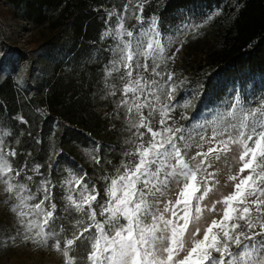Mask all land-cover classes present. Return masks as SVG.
Here are the masks:
<instances>
[{
	"label": "snow or ice",
	"instance_id": "6c2138e0",
	"mask_svg": "<svg viewBox=\"0 0 264 264\" xmlns=\"http://www.w3.org/2000/svg\"><path fill=\"white\" fill-rule=\"evenodd\" d=\"M143 2L129 0L124 6L127 13L129 5H134L133 18L141 25L144 19L135 10L142 13ZM112 15L116 13L110 12L109 17ZM117 18L118 28H109L102 38L120 39L106 72L111 76L120 72L118 65H122V94L128 97L131 93V105L128 99L118 105L126 109L131 133L125 141L130 147L123 152L124 159L115 167L114 175L101 177L107 182L103 194L97 192L96 185L90 188L83 183V177L70 174L60 185L65 194L61 196L62 214L57 215L53 194L56 185L40 173L39 165L27 168L26 161L24 166L14 168L13 158L18 153H5L0 141V184L14 200L9 211L17 226L16 234L0 241V246L17 237L42 246L51 244L66 258V264H264V102L229 113L231 119L223 127L214 128L207 140L201 136V143L195 145L200 150L187 158V151L193 147L188 143L191 137L186 138L185 128L175 124L173 108L160 103L159 81L143 76L131 79L134 58H152L153 63L164 59L159 18H151L148 28L141 31L147 39L135 44L132 39H124L134 36L124 27V15ZM135 67H141L138 60ZM147 67L143 65L145 71ZM158 67L156 64L153 68L155 76L161 75ZM167 79H172L171 73ZM174 90L173 86L165 95L171 98ZM141 97L143 102H139ZM204 143L215 146L203 150ZM229 153L240 165L235 175L228 176L235 182L234 191L216 202L223 205L221 219H213L202 238H197L200 227L190 230L189 225L201 219L200 201L212 191L209 187L201 191V183L206 175H212L207 171L212 166L210 161H219L222 156L227 160ZM93 160L100 163L98 157L93 156ZM246 170L247 175H243ZM29 171L42 176L39 183L28 175ZM173 186L179 189L175 201L161 207L159 197ZM210 211H217L215 204ZM80 247L86 250L83 256L77 252Z\"/></svg>",
	"mask_w": 264,
	"mask_h": 264
},
{
	"label": "trees",
	"instance_id": "16d2710c",
	"mask_svg": "<svg viewBox=\"0 0 264 264\" xmlns=\"http://www.w3.org/2000/svg\"><path fill=\"white\" fill-rule=\"evenodd\" d=\"M4 1L14 19L53 32L47 58L52 65L35 88L19 89L11 75L0 81V121L9 129V150L18 153L13 167L39 165L56 185L57 215L68 173L90 186L100 170L123 158L127 133L113 111L103 68L112 47L102 34L114 17L124 15V27L134 33L125 39L134 44L153 16L166 51L181 38L179 73L198 83V107L236 91L244 102H264V0H144L143 12L135 10L143 25L133 18L134 5L125 13L129 0ZM91 151L99 164L87 161ZM28 175L37 183L42 179Z\"/></svg>",
	"mask_w": 264,
	"mask_h": 264
},
{
	"label": "rangeland",
	"instance_id": "374dc122",
	"mask_svg": "<svg viewBox=\"0 0 264 264\" xmlns=\"http://www.w3.org/2000/svg\"><path fill=\"white\" fill-rule=\"evenodd\" d=\"M117 17L118 16L114 17V19L106 25V30L109 28L116 30L118 28L119 21ZM148 25L149 23L140 29V34L136 39H147L141 36V31L142 29L146 30ZM52 34L53 32L46 26L35 27L27 23L24 19H14L5 1L0 0V81L6 75H11L19 89L25 90L35 88L34 83L43 79L44 73L52 65L53 60H47L49 57L48 40L52 37ZM109 38L110 41L108 44L112 48L109 52L110 58L103 63L104 81L108 87V93L112 97L111 103L113 111L120 117L122 128H124L127 133L124 140L125 143V141L131 137V133L128 130L126 109L124 107H118V105H121L123 99H128L129 105H131V93H129L128 97H124L122 94L123 84L120 75L121 72L125 71L122 65H118L121 69L120 72H112L111 76L107 75L106 69L111 68V62L116 55L113 50L120 44L119 38H114L113 36H109ZM159 39L163 44L161 33ZM180 41L181 38L175 42L170 51H164L163 61L156 60L155 63H153L152 58L146 59L143 56L134 58L133 62H131L133 65L131 79L136 80L143 76L146 79H155L159 81V87L161 88V91L158 93L160 96V103H167L173 108L171 115L174 118L175 124L185 128L186 138L188 136L191 137L188 139V143L192 144L193 147L187 151V158H190L200 150L197 149L195 145L201 143V136L205 137V140L210 138L214 128L223 127L225 122L231 119L228 115L229 113H234L238 111L239 108H254L259 105L260 102H244L236 91L230 93L229 96L221 102L207 106L203 104L198 107L197 103L201 100V89L198 83L195 82L194 79H185V77L179 73L180 67L182 66V49L180 47ZM136 60L139 61L141 65L140 68L135 67ZM144 64L148 65L147 71L143 68ZM156 64H159L156 70L161 73L160 76H155L153 74V68ZM168 73L172 74L171 80L167 79ZM183 85H188V88H183ZM173 86L175 90L172 92L171 98H168L165 93ZM113 93H115V95H113ZM139 102H143V97L140 98ZM156 106L159 107V104ZM181 116L185 117V119H181ZM169 123H173V121H169ZM8 135L9 129L0 121V141H3V150L5 153L9 151L6 143V137ZM209 146L215 145L204 143L203 150H207ZM129 147L130 145L125 144V150ZM90 153H92V151ZM236 154L238 155V153ZM232 155L233 153H229L227 160L222 156L219 161H210L212 166L208 168L207 171L208 173H212V175H206V180L201 183V191H203L204 187H209L212 191L200 201V206L203 209L201 219L189 225L190 230L196 226L200 227L201 234L197 238H202L203 230L213 219H221L223 205L216 202L234 191L233 184L235 182L229 181L228 176L230 174L235 175L240 165L231 159ZM93 156L95 155L88 154L87 161L93 160ZM122 159H124V157ZM120 161L111 169H106L104 167L100 170V175L98 174L97 177H95L96 183L94 184L96 185L97 192L103 194V188L107 182L102 180L101 177L114 175L115 167L120 164ZM70 174L74 175L68 173L62 182L68 178ZM243 175H247V170ZM82 182L89 185V182ZM91 186L92 185L89 187L91 188ZM178 191L179 189L174 186L166 191L164 195L159 197L161 200L160 206L163 207V204L167 201H175ZM63 194L65 193L62 192V195ZM197 195H200V193H197ZM98 199H100V196H98ZM105 199H107V197H105ZM13 203L14 200L9 198L6 194L4 185L0 184V241H3L8 236L15 235L17 232L15 217L9 211V207ZM195 204L196 201L193 200V215H195ZM213 204H215V208L217 209L215 212L210 211ZM61 214L62 213H60V215ZM97 219L102 218L97 216ZM77 251H79L78 254L80 256H83L86 250L80 247ZM232 251H236V248L233 247ZM0 264H66V258L62 256L60 251L55 250L51 244L42 246L30 241H24L17 237L14 242H9L6 246H0Z\"/></svg>",
	"mask_w": 264,
	"mask_h": 264
}]
</instances>
